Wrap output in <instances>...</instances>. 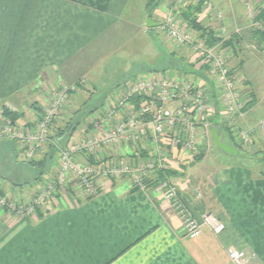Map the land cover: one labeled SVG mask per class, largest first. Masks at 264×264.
Segmentation results:
<instances>
[{"label":"crops","instance_id":"crops-1","mask_svg":"<svg viewBox=\"0 0 264 264\" xmlns=\"http://www.w3.org/2000/svg\"><path fill=\"white\" fill-rule=\"evenodd\" d=\"M146 1L135 6V0H0V113L2 106L15 110L13 91H29L35 97L29 110L35 114L44 101V94L36 99L35 90L80 78L96 88L105 85L97 68L112 54L105 61L100 53L155 54L152 67L128 69L122 84L119 78L112 79L115 90L128 85L133 70L141 71L134 78L141 73H164L182 79L184 75L175 68H190L199 77L197 81L211 89L209 98L216 108L219 91L207 72H202L205 67L198 69L192 63L191 50L166 42L157 35L158 29L146 27ZM205 2L222 11L226 26L231 22L247 25L239 0H201ZM162 9L151 19L164 16ZM177 18L185 23L180 14ZM257 110L244 116V127H254L257 120L264 119V115L255 117ZM80 111L81 107L75 109L77 114ZM211 121L214 123L215 116ZM214 126L230 146L223 137L224 126ZM210 136V151L173 161L170 171L175 174L166 180L176 186L181 202L195 219L218 210L216 217L225 225L221 234L203 229L199 237L186 238L178 215L163 201L157 183L132 190L125 179L104 180L95 197L85 202L81 195L58 197L56 206L38 210L35 219L11 222L0 209V264H230L229 248L245 251L248 262L264 264V170L209 166L214 148L220 150L211 131ZM136 153L142 157L150 154L143 146ZM201 163L200 172H189ZM226 208L233 217L226 219ZM237 225L241 230H236Z\"/></svg>","mask_w":264,"mask_h":264},{"label":"built area","instance_id":"built-area-1","mask_svg":"<svg viewBox=\"0 0 264 264\" xmlns=\"http://www.w3.org/2000/svg\"><path fill=\"white\" fill-rule=\"evenodd\" d=\"M178 2L183 5L191 3L195 7L201 0ZM204 14L209 15L211 21L221 22V17L213 5L205 4ZM249 17L251 26L263 33L264 5L260 7L259 13L249 14ZM160 27L161 33L177 44L192 45L191 56L196 57L197 68L205 67V72L219 91L216 101L223 108V115L228 117L227 124L224 125L232 126L234 107L242 106L241 101L236 99V85L241 80H234L235 76L231 74L227 60L217 53H211L213 47H208L196 34L182 30L177 22L172 23L168 19L167 23ZM194 62L196 63V60ZM69 90H73L72 87ZM208 91L201 81L174 78L164 73L135 78L119 91L115 99L108 101V113L99 114L97 123L93 121L95 133L89 140L85 141L83 138L67 148H61L54 141L49 143L59 154V169L63 181L68 178L75 181L85 198L94 197L99 193L100 181L95 182L98 178L109 181L125 179L132 190H145L149 183H157L163 201L181 219L186 238L199 237L203 229L214 235L221 234L225 229L221 220L212 213H205L200 220L195 219L181 202L176 186L168 183L166 176L162 179L160 177V174L173 169V161L182 162L185 158L197 157L201 151L200 147L209 148L210 130L218 127L214 126L215 121H211L215 106L211 103ZM62 92H51L44 107L40 104L39 108L43 109L44 115L38 125H34L36 128H33V132V129H18L17 133L11 135L8 129H3V134L23 142V146L29 151L28 157L46 143L45 139L55 118L64 113L62 109L67 102V92L64 95ZM239 116L243 117L240 114ZM111 120L114 123L108 125ZM217 125L223 126L219 121ZM258 128L264 129V120L259 122ZM241 137L246 140L242 134ZM109 144L118 146L119 151L114 153L119 152L118 155L111 154L105 162L94 157L97 151ZM139 146L146 147L150 154L145 157L138 155L136 149ZM123 148L129 149L130 156L127 159L126 156L122 157ZM79 153H85L93 163L77 160L76 155H80ZM40 194L35 200L37 205L56 196L53 195L55 191L52 185L41 190ZM226 254L233 264H247L245 251L229 248Z\"/></svg>","mask_w":264,"mask_h":264},{"label":"rangeland","instance_id":"rangeland-1","mask_svg":"<svg viewBox=\"0 0 264 264\" xmlns=\"http://www.w3.org/2000/svg\"><path fill=\"white\" fill-rule=\"evenodd\" d=\"M139 1L142 0H135V6H139ZM178 1L179 0H162L156 10L160 8L162 9L165 6L166 10H159L164 13V16H161L160 19L156 17L153 20L150 18L147 19H150L151 21L155 20L154 22L159 23V27L150 28L158 29L159 33H157V35H159V37L165 39L166 42L172 43L178 47L186 46L192 52V45L177 44L175 41L171 40L169 37H167V35L161 33L160 31V25H165L169 19V22L179 23L182 27V30L188 31L193 35L196 34V31L192 30L186 22L184 23L177 18L180 14V11L189 7L192 8V4L188 3L187 5H183V3H179ZM239 1L243 6L247 25L240 24L237 26L233 25L231 22L226 26L224 24V15L222 11L218 9V7L215 8V10L220 15L221 22L218 23L217 21H211L212 19L209 17V15L204 14V5L210 4L216 7V5H214L212 2H205L202 6V13L198 15V22L211 28L213 30L214 36L219 38L221 42L231 40V45L225 48L221 43H218L213 47L214 49L211 53H217L222 59L227 60L228 66L232 71L231 74L235 76L234 80H241L240 82L238 81L239 84L236 85V99L241 101L242 106L240 105V108L236 106L234 107V114L231 119L233 122L232 126L224 125L227 124L226 122L228 121V117L223 115L225 112L222 110L223 108H221V106L218 105L216 108L214 107L213 110L215 123L219 121V123L223 125L225 129H229L231 131L232 138L230 139L232 143H229L228 141V133L223 132L225 141L231 147L235 148L240 155L238 157L229 156L217 148H214L212 155H210V157H212V161H210L208 165H215L218 168L233 169V171H235L238 167H246L249 170L260 172L264 170V129H259L258 125L259 122L264 119L257 120L256 123H254V127L253 124L248 125L249 127H244V125H242V119L244 116H246L248 111L253 110V108L258 109L255 112L256 118L264 115V38L260 35L262 32L257 30L256 27L251 26V18L249 17V14L254 15L256 12L259 13L260 7L264 5V2L262 0ZM156 10L154 12H156ZM154 12L152 18L154 17ZM137 15H139V13ZM252 35H254V37L256 36L260 40H256V37L255 39H252ZM240 37H243V39H238ZM207 46L211 48V46ZM110 55L111 57L109 60L105 62L103 66L98 65L97 68L100 72L102 71L101 75L102 79L106 81L105 85H101L96 88V85L93 83L88 85L86 79L80 78L74 83L59 82L55 87L48 85L45 86L44 89L42 88L41 91L35 90L37 91L36 99L40 94H44V101L41 102L43 103V107L45 102L48 101L49 94L57 90H59V92L63 91V95L67 92V102H65L62 109V112L64 111V113L59 114L55 118L51 126L50 133L48 134L47 139H45L46 143H43L38 149L33 151V155L31 157H28L29 151L23 146V142L13 137L7 136L2 132L4 128L8 129L11 135L17 133L18 129H21L22 131L32 130L34 125H38L39 121H41V118L44 115L43 109L39 108L35 114L29 111L32 109V106L35 105V97L28 94L29 91H23V94L22 92L18 94L15 93L16 91H13L14 95L11 97L13 104L11 105H13L12 107H15V110H12V108H5L3 106L1 107L2 111L3 109H6L9 112H13L19 116L13 121L9 117L3 116L2 111L0 113V209L8 215L11 222L21 218L30 220L35 219L37 216L39 217L38 210L44 208L47 205L49 207L56 206L58 197L81 195L80 200L84 202L92 198H85L84 195H82L79 185L70 178L63 181L62 175L60 174L61 170L59 169V154L57 153L55 147H52V145L49 143L54 141L61 148H67L72 143L82 141L81 139L83 138H85V141L89 140L91 136H94L93 134L95 133V123L93 121L97 123L100 118L99 114H107L108 101L115 99L114 97L119 95V90H115V86L111 80L119 78L118 83L122 84V77L125 75L124 73L128 69L133 68L136 71L138 68L141 69L142 67H152L153 64L151 63H153L155 59L154 53H100L99 57H104V60L106 61ZM190 60H192V63L194 64L198 63L196 57L194 56H190ZM195 60L196 63L193 62ZM97 69L95 70V73L98 71ZM133 71L129 75V78L131 79L130 82L135 80L134 76H136L137 73L141 72ZM185 71L187 72H184L186 74L180 72L184 75L183 78L181 77L182 79H187L189 81L199 80V77H196L197 75L192 73L190 68L186 69ZM194 75L196 76L194 77ZM137 77L147 76H143L141 73V75ZM209 81H211V78H209ZM91 86H94L96 90H93ZM71 87L73 90H69ZM83 89H86L87 92L89 91L90 93L88 92L89 94H87V92L83 91ZM208 90L211 93V89L208 88ZM112 92L113 94H111ZM74 96H76V99L73 102ZM87 99L89 100L88 102ZM38 102L39 101L36 102V105ZM246 104H250L247 109H245ZM80 107L81 111L79 114H77L75 109H79ZM239 114L243 117H240ZM68 120H70V122H68ZM113 123L114 121L111 120L109 121L108 125H112ZM55 124L56 126H54ZM67 124L75 126V132H71V136L69 135L70 137L68 140H66L65 136L61 138V134L63 135V133L64 135H68L67 132L69 128L66 130V126H68ZM34 129L31 132H33ZM241 134L246 138L245 141L242 139ZM212 145L213 143H211V145L209 143V148L200 147V150L205 151L207 149L206 152H208V150L212 148ZM117 151L119 150L116 144H109L108 146H105L97 151L98 153H96L94 157L105 162L108 160L111 154H114ZM122 151V157L126 156V159L129 158V149L123 148ZM118 153L114 155H118ZM104 155H106L107 158ZM76 157L77 160L79 159V161H89V158L85 153L76 155ZM31 161H35L37 164L39 163L40 167L36 169L31 168L28 165V163ZM203 167V163L197 164L194 169L189 170V172L193 170H195V172H200ZM41 173L42 176L37 180L36 178H38L40 176L39 174ZM102 180L103 179L99 178L98 180H95V182L100 181L98 184L99 191L102 187ZM51 185L54 187L55 191V194L53 195L56 196L37 205L35 200L41 195V190L46 189L49 186L51 187ZM128 185L130 186L129 183ZM226 210V219L229 218L228 215L233 217L230 210L228 208H226ZM217 213L218 210L214 211L212 215L216 216ZM179 220L181 221L180 218ZM236 230L239 231L241 228L237 225ZM246 259L247 264H255L253 263L252 259L248 262L247 254ZM229 262L230 264H233L230 260Z\"/></svg>","mask_w":264,"mask_h":264},{"label":"trees","instance_id":"trees-1","mask_svg":"<svg viewBox=\"0 0 264 264\" xmlns=\"http://www.w3.org/2000/svg\"><path fill=\"white\" fill-rule=\"evenodd\" d=\"M161 1L162 0H147L146 1V13H147V17L148 18H150V19L152 18L153 12L156 10V8L159 7V4L161 3ZM202 6H203V3H200V4H198L195 7H192V8L189 7L187 9H185V10L183 9L182 11H180V16H181L182 20L185 21L187 23V25L192 30L196 31V34L198 35V37H200L205 42L206 45H209L211 47H214L218 43H221L224 48L230 46L231 45V40L221 42V40L219 38H217V37L214 36L213 30L211 28H209L207 26H204L200 22H198V15L200 13H202ZM260 35L264 38V33H262ZM175 69L178 70L179 72H183V73L186 72L185 70H183L182 67L181 68H175ZM163 71H165V70H163ZM202 72H205V70L202 71ZM249 105L250 104H246L245 109H247ZM2 112H3L2 113L3 116L9 117L13 121L16 120V118L19 117L16 114H14L13 112H9L6 109H3ZM67 125L68 126H66L67 127L66 130L69 128V130L67 132L68 135H64V133H63V135L61 134V138L63 136H65L66 140H68V138L71 136V132L72 133L75 132V128H74L75 126L74 125H71V124H67ZM221 130H223L225 133H228V135L230 136V138H232L231 131L229 129H224L223 128ZM196 160H199V158H196ZM28 165L31 168H35V169L38 168V167H40V164L39 163L37 164L35 161H31L30 163H28ZM164 174H160V177L161 178L163 176H168L169 177L170 175H174L175 172L174 171H168V172H166ZM39 175H38L39 177L36 178L37 180L40 179V177L42 176V173L39 174Z\"/></svg>","mask_w":264,"mask_h":264},{"label":"water","instance_id":"water-1","mask_svg":"<svg viewBox=\"0 0 264 264\" xmlns=\"http://www.w3.org/2000/svg\"><path fill=\"white\" fill-rule=\"evenodd\" d=\"M146 27L148 28H157L159 27V23L151 21L150 19L146 20L145 23ZM211 134L214 140L215 145L224 153L231 154V155H237V151H235L233 148L225 144L222 140V137L219 135V133L216 131L215 128H212Z\"/></svg>","mask_w":264,"mask_h":264}]
</instances>
